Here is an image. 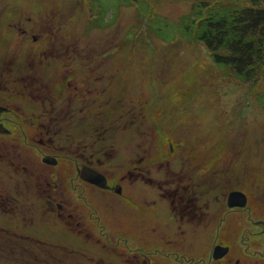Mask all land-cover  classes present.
<instances>
[{
  "label": "rangeland",
  "instance_id": "obj_1",
  "mask_svg": "<svg viewBox=\"0 0 264 264\" xmlns=\"http://www.w3.org/2000/svg\"><path fill=\"white\" fill-rule=\"evenodd\" d=\"M261 2L264 5V0ZM187 3L198 4L200 15L217 7L253 6L252 0H0V79L3 80L0 90L8 92L9 107L16 108L15 112L21 111L22 115L33 116L44 110L42 100L47 109L50 104H68V111L70 107L75 110L73 132L71 129L73 142L65 148L67 152L69 149L71 154L80 155L85 151L90 161L84 165L92 168L101 164L104 173L108 164L103 154L122 156L121 162L110 163L116 169L108 173L107 181L100 174H96L98 184L80 176L94 204L91 210L97 208L98 220L89 212L85 213L82 204H78L82 207L73 208L69 203V208L77 212L71 217L66 205L57 207V203L62 204L58 198L47 209L50 211L45 209L50 200L46 197L48 192L37 187L36 173L39 172L43 183L49 179L43 174L53 173V181L67 186L66 190L71 189L75 201H79L75 198L81 190L79 182L75 179L73 184H68L75 176L71 164L59 160L55 166H47L35 158L27 168L29 172L33 166L26 177L27 184L21 182L19 190L16 169L0 163V189L4 184L5 189L12 190L0 191V228L53 246L49 254L42 253L37 244H29L27 251L37 249L42 253H36L35 264H49L46 260L53 254L64 258L68 264H94L91 261L100 264H195L200 260L206 264L210 260L222 264L236 257V250L247 243L256 249L246 248L242 251L245 257L249 252L257 254L260 251L257 247L263 248L259 243L264 239H255L245 233V215L230 208L243 209L254 198L258 204H264V198L260 199L257 193L249 194L250 188L264 184V138L261 134L255 135L251 128L258 126L252 124L254 120L262 121L264 127L262 111L254 104L255 97L264 94V80L256 74L249 81L237 79L230 69L215 65L205 46L196 39L192 42L188 34H171L175 41L182 43L176 52L184 53L183 62L167 52L168 30L175 29L173 26L179 18L189 12L191 7ZM153 13L158 17L154 18ZM157 24L162 28L160 35L154 34ZM44 90L46 95H41L39 91ZM198 91L200 95L207 92L212 96L199 98ZM51 98L52 103L48 102ZM27 125L26 134L29 135L33 129ZM12 127L15 129L10 135H0V143L18 142L21 137V147L25 142L30 156L41 151L23 138V131L20 136L18 128ZM239 127L247 132L250 129L255 135L253 147L249 146V154L244 157L230 148L229 135ZM65 128L58 129L59 137L72 139L71 132ZM152 141L155 161L170 153L171 148L173 153L182 154L188 164H199L201 171H207L206 180L209 179L210 184L202 177L203 189L214 185L210 189L212 193H206L202 200L218 203L215 206L217 220L214 223L199 219L197 224L190 225L195 228L192 230H198L199 237L186 239L185 243H190L192 248L185 253L184 262L169 253L172 242L168 246L163 240L147 237L141 226L133 223L130 210L124 201L126 206L120 202L118 193H104L93 187H106L112 182L110 177L117 173L118 182L125 177L121 184L126 185L122 190L128 192L127 197L135 195L130 182L147 188L150 179L135 180L126 173L132 167L134 153H148ZM252 150L260 154H252ZM9 151V156L16 155V147ZM6 153V147L4 151L0 149V160L6 161ZM232 153L239 157L230 164ZM100 156L102 160L97 161ZM228 165L230 170L226 172ZM83 168L88 167L80 171ZM160 169V165L150 167V175L158 177ZM240 170L246 172L241 178L245 182L232 184V172ZM176 172L183 173L182 170ZM186 179L189 181L188 177ZM183 184L176 182L162 187L169 185L174 189ZM156 185L148 188H157ZM115 187L119 192L118 186ZM233 192L243 194L246 202L241 205L238 197V201H234L236 205L229 206L228 198ZM222 204L227 206L229 214L225 219L223 212L226 210ZM252 207L255 217L262 213L258 218L264 219V205ZM238 229L244 230L241 233ZM183 231H187V226ZM0 244V264H21V250H10ZM229 246L232 249L227 254ZM62 247L69 252H64ZM221 250L227 251L215 259L214 255L221 254ZM67 255L77 257V262L69 260ZM25 259L28 261L23 264H30L29 258Z\"/></svg>",
  "mask_w": 264,
  "mask_h": 264
},
{
  "label": "flooded vegetation",
  "instance_id": "obj_2",
  "mask_svg": "<svg viewBox=\"0 0 264 264\" xmlns=\"http://www.w3.org/2000/svg\"><path fill=\"white\" fill-rule=\"evenodd\" d=\"M1 80V79H0ZM22 82V81H21ZM3 84V80L0 81V87ZM4 88H6L4 86ZM41 95H46L47 91H39ZM0 94L2 97H0V135H10L12 131H14L15 128H11V125H14L16 128H18L20 136L21 131L24 132L23 138L29 142V144H34V147L37 146L38 149L41 151L36 155H29L27 154L29 151L26 149L25 142H23V146L21 147V137L19 138V141H2L0 143V149L4 151V147H6V155L10 159H3L0 160V163H5L7 166H12L13 169H16L17 172V180L19 181L18 189H21V182L24 183L26 186L27 184V175H29L30 171H32L33 166H30L29 172H27V168L29 164H31V161H34L35 158L41 160V162L45 165H51L55 166L59 160L62 161V163L71 164L70 167L73 168L75 176L68 181V184L71 185L74 183L73 180H77L78 188L81 190H78V194L75 197L79 201H75L72 190L67 189V186H65L61 183L58 184V181H53V173H50V175L43 174L44 177H48L47 183H43L41 176L38 175L39 172L36 173V179H39L38 188H42L45 192H48L47 199L50 200L47 201L46 204V210L52 206L51 203H54L55 198H58L59 201H61L62 204L57 203V207L60 208V205L67 207V213H69L72 216H74L75 210H73L74 207L79 206L78 204H82L85 206V213L91 215V217L95 218V220H98L99 217L97 216V208H93V211L91 210L90 206L93 207V202L90 200V192L88 193V189H84V185L81 182L80 179V168L86 166L90 168L88 165H84V162L87 163L90 156H86L85 151H83L80 155H74L71 154L69 149L68 152L66 151V147L68 144L73 142V110L75 108L70 107L69 111V105L67 104H50L49 108L47 109L45 107V101L42 100V105L44 106V110L40 112L37 115L33 116H25L22 115V112H15L14 109L10 108L8 105L9 100V94L6 91V89H1ZM48 102H54L53 98L48 100ZM20 110V109H19ZM53 110V111H52ZM86 119V118H84ZM32 120V121H31ZM83 120V119H82ZM33 129V132H31L29 135L26 134V129L28 125ZM65 128V130L71 132L72 129V139L59 137L58 135V129L59 128ZM37 131V134L35 135V132ZM68 132V134H69ZM33 135V136H32ZM44 137V139H43ZM24 140V141H25ZM35 141V142H34ZM61 143H65L66 146L62 145ZM3 144V145H1ZM63 146V147H62ZM16 147V155L10 154V149ZM33 147V146H31ZM10 148V149H9ZM153 149H154V143L153 141L150 143L148 148V153H134V160L132 162L131 169L126 173L128 177L134 178L135 180L138 178H145L150 179V185L157 184V188H147L143 185L135 184L134 182H130L131 187L133 191L135 192V195H133V198H129L126 196L128 192H123V188H126V185H122V181L125 180V177H123L119 182L116 180L118 174L114 173V177H110L112 182L110 184L107 183V186L103 188H99L96 186H93L95 189H98L102 192H108V193H118V196L120 199V202L124 201V203L127 205V207L130 210V216L132 217L133 223H137L140 225V229L143 233L147 235V237L150 238H157L160 240H163L165 244L169 246V244L172 242L173 246L169 249V253L174 255L175 257H178L180 262L186 261V255L185 253L189 250H191L192 246L190 243H185L186 239L189 240H196V237H199L198 230H192L195 228H191L190 225L197 224L199 219H209L212 222H216L217 220V207L218 203L214 200L212 202H207L206 200L203 201L202 199L205 198V194L212 193L210 192V189L214 187L213 184L211 186L209 185L207 188L203 189L204 187L201 186L200 181L201 178H205L206 180V173L205 171H201L198 165H190L186 162L184 158H182V154L173 153V149L170 148V153H165L163 156H161V160L155 161L153 158ZM9 152V153H8ZM5 155V158H6ZM29 155V156H28ZM106 157L107 162V169H105V173L103 172L104 168L100 164V166L92 167L93 171L97 172L99 176H104V179L107 181V176L110 171H115L116 166L110 164L112 161L121 162L122 156L121 155H111V154H103ZM143 155H146L145 157ZM1 157V154H0ZM30 158V160H29ZM137 158V159H136ZM98 160H102L101 156L96 158ZM175 160H178L179 162H176ZM37 161V160H36ZM90 161V160H89ZM104 162V163H105ZM56 163V164H55ZM115 164V163H114ZM160 165L162 169H160L157 173L158 177H152L150 174L149 168L153 166ZM174 168H177L178 171H183L182 174L178 175ZM34 170V169H33ZM27 172V173H26ZM215 172V171H214ZM224 173H226L224 171ZM188 177L189 181L186 179ZM73 181V182H72ZM83 181V180H82ZM209 183V179H207ZM1 182V181H0ZM85 182V181H84ZM181 182L184 183L183 185H180L178 187L175 186L174 189H171L170 186L164 188L162 187L164 184H170V183H176ZM40 184V185H39ZM89 184V183H88ZM44 185V187H43ZM66 185V184H65ZM136 185V186H135ZM160 185V186H158ZM89 186V185H88ZM115 186H118L119 192L115 191ZM90 187L92 185L90 184ZM92 187V188H93ZM181 187V188H180ZM9 189H5L4 184L2 185L0 191L1 193H7L10 192ZM14 189V187L12 188ZM156 189V190H155ZM172 190V191H171ZM207 190V192H205ZM12 191V190H11ZM209 191V192H208ZM95 192V190H93ZM66 193V194H65ZM69 193V194H68ZM256 192L250 188L249 194H255ZM89 194V195H88ZM248 194V195H249ZM57 195V196H55ZM68 197H64V196ZM139 195L141 198L139 199ZM105 200V197L102 196ZM258 197L262 199V196L258 193ZM212 199V198H211ZM257 198H254L253 200H250L246 207L243 209L240 208H230L231 211H235V213H238L240 215H245L244 223H246L244 229H238L241 233L243 230L246 234L252 236L255 239H264V219L258 218L259 216L263 215L260 213L257 217H255V213L253 211L252 206H260L264 204H258L256 202ZM108 201L112 202L113 200L108 199ZM72 204L73 208L70 209L68 204ZM123 203V202H122ZM123 203V204H124ZM124 204V205H125ZM208 207L204 208L203 205H206ZM125 205V206H126ZM225 204H222V208H224L226 211L223 212V219H225L229 214L227 213V206H224ZM213 206V207H212ZM22 207V205H21ZM79 207H82L81 205ZM65 208V207H64ZM88 209V210H87ZM63 210V209H62ZM50 211V210H47ZM23 213V208H21V214ZM51 212H49L50 214ZM83 213V214H85ZM257 213V210H256ZM55 215V214H53ZM257 215V214H256ZM77 216V215H75ZM59 218H61L58 215ZM101 221V219H100ZM101 225V224H98ZM104 225V224H103ZM187 226V231H183V227ZM253 227H256L257 229H254ZM212 233H210L209 237H212ZM240 242V241H239ZM243 243V241H242ZM247 242H244L245 244ZM262 249L257 247L260 251L257 254L253 253H247V257L243 256V252L246 251V248H254L250 243H247L243 248H238L236 250L237 256L234 258H229L225 260L222 264H236V262L244 263V264H264V241L263 243H259ZM167 247V246H166ZM195 249V247H193ZM231 247H228V253L231 252ZM243 251V252H242ZM223 259V258H222ZM218 261H221L218 260ZM194 264V263H192ZM195 264H206L204 261H198ZM207 264H217V261H211Z\"/></svg>",
  "mask_w": 264,
  "mask_h": 264
},
{
  "label": "trees",
  "instance_id": "obj_3",
  "mask_svg": "<svg viewBox=\"0 0 264 264\" xmlns=\"http://www.w3.org/2000/svg\"><path fill=\"white\" fill-rule=\"evenodd\" d=\"M187 4L191 7H189V12L179 18V21L173 26L175 29L168 30L169 47L167 52L173 54L177 58V61L183 62L184 53L180 54L176 52V48L181 46L182 43L180 41H175V39L171 37V34H174V32L178 33L176 36H179L180 33L185 35L188 34L191 37L192 42L196 39L199 43H202L205 46L215 65L230 69L237 79L241 81H249L256 74L260 75V78L262 77V80H264V5L261 0H252L253 6L251 7L237 9L217 7L211 11H203V15H200L198 12V4H192V6L190 3ZM153 17L155 18L158 16L153 13ZM176 25H179V28L176 27ZM161 33L162 28L160 27V24H157V27L155 26L154 28V34L160 35ZM128 43L131 44L132 40ZM131 47L132 46L130 45L127 51L130 52ZM128 55H130V53H128ZM197 96L200 98L201 96L212 95L207 92L200 95V91H198ZM255 98L256 103L254 104L260 107L262 117L264 118V94H259V96ZM258 98L260 99L258 100ZM252 124L258 125L257 127L254 125L251 126L252 130L256 132L255 135L261 134L264 138L262 121L254 120ZM244 125L245 124L241 123V126L244 127ZM254 132L252 134L250 129L247 132L245 128L243 129L242 127H239L236 131L234 130L233 134L229 135V141L231 142L230 148L239 151L238 154H240L241 157H244L246 154L248 155L249 146L251 145V149L253 147L252 141L255 136ZM220 135H223L221 131ZM223 139L225 138L223 137ZM252 152V154L255 155L260 154L253 150ZM238 157L239 156L232 153L230 164L236 162ZM225 170L226 172L230 170L229 165L225 167ZM240 171L232 172V184L235 183V185H238L245 182V180L241 178L246 176V172ZM228 181L231 182V180ZM252 189H257L256 193L258 194L259 192L262 199L264 198V184H257ZM0 243H3L2 245L6 248L10 247V250H21V253L23 254L21 255V264H23L25 260L28 261L25 257L29 258L30 264L37 263V261L34 263V259L37 257L36 253L42 254L49 252L50 254L51 247H53L52 244L48 245L45 243H39L33 238L16 236L15 233L2 228H0ZM29 244H37L43 252L41 253V251H38L37 249L32 250V252L27 251V246ZM61 249L66 250L64 252H69L66 248L64 249L62 247ZM70 256L72 255L70 254ZM49 258L51 259L46 260L49 264H68L64 261V258L56 256L55 254ZM68 259L77 262V257L71 258L68 256ZM38 261H40V259ZM87 261L90 262L91 259ZM91 262H94V264L101 263L96 261Z\"/></svg>",
  "mask_w": 264,
  "mask_h": 264
},
{
  "label": "water",
  "instance_id": "obj_4",
  "mask_svg": "<svg viewBox=\"0 0 264 264\" xmlns=\"http://www.w3.org/2000/svg\"><path fill=\"white\" fill-rule=\"evenodd\" d=\"M96 174H97V172H95L93 170H90L89 168H83L82 171H80L79 175L83 179H86V180H89L92 183H97L98 184V182L96 180V176H97ZM238 197H239V201L241 202L240 203L241 205L246 202L245 196L243 194L238 193V192H233V193L230 194V196L228 198V205L231 206V207L235 206L236 203H234V201H238V200H236ZM218 250H219V248L217 249V251ZM223 251L224 250L220 251L221 254L216 253V255H214V258L218 259V258L222 257L226 253L227 250L225 252H223Z\"/></svg>",
  "mask_w": 264,
  "mask_h": 264
},
{
  "label": "bare ground",
  "instance_id": "obj_5",
  "mask_svg": "<svg viewBox=\"0 0 264 264\" xmlns=\"http://www.w3.org/2000/svg\"><path fill=\"white\" fill-rule=\"evenodd\" d=\"M211 194V193H210Z\"/></svg>",
  "mask_w": 264,
  "mask_h": 264
}]
</instances>
